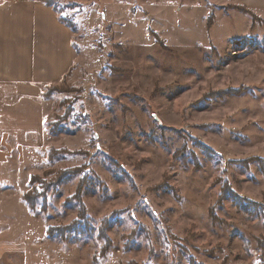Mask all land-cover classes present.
I'll list each match as a JSON object with an SVG mask.
<instances>
[{"label": "rangeland", "instance_id": "rangeland-1", "mask_svg": "<svg viewBox=\"0 0 264 264\" xmlns=\"http://www.w3.org/2000/svg\"><path fill=\"white\" fill-rule=\"evenodd\" d=\"M51 1L77 58L40 124L26 101L0 126V247L40 251L81 184L94 264H264L262 212L222 193L264 205V19L235 0ZM69 169L29 211L30 177Z\"/></svg>", "mask_w": 264, "mask_h": 264}, {"label": "crops", "instance_id": "crops-1", "mask_svg": "<svg viewBox=\"0 0 264 264\" xmlns=\"http://www.w3.org/2000/svg\"><path fill=\"white\" fill-rule=\"evenodd\" d=\"M235 1L264 19V0ZM74 35L58 21L51 7L39 1L0 0V126L12 122L5 116L15 109L27 112L30 107L26 101H30L35 114L39 112L40 124L47 112L37 97L46 86L59 83L73 67L77 58ZM16 98L20 104H13ZM46 238L41 239L38 252L22 247L16 252L11 244L1 246L0 264H16L15 256L21 259L20 264H94L86 252L78 251L79 244L63 248L61 243Z\"/></svg>", "mask_w": 264, "mask_h": 264}, {"label": "trees", "instance_id": "trees-1", "mask_svg": "<svg viewBox=\"0 0 264 264\" xmlns=\"http://www.w3.org/2000/svg\"><path fill=\"white\" fill-rule=\"evenodd\" d=\"M39 1L43 4H45L48 7H51L54 9L53 1L51 0H35ZM59 22L64 24L67 27H71L70 24H67L64 22L60 17L58 18ZM49 132L51 134H56L59 131L56 130V128L51 127L49 129ZM206 149V148H205ZM209 153L208 149H206ZM56 150L49 149L48 151V159L49 161H52L55 158ZM175 157L179 158L180 161H182L184 158L181 154H175ZM183 162V161H182ZM259 165H264V159H260L258 161ZM69 172H58L51 178L50 181L42 180L39 176H31L29 179V185L30 188L22 195V200L24 201L26 207L29 211L34 212L36 209V206L38 203H40V211L45 212L46 210V191L49 187H56V185L64 182L66 180V177L75 173V170H68ZM113 171V170H112ZM49 173V172H48ZM51 173V172H50ZM45 175H47V171L44 172ZM44 175V176H45ZM49 185V186H48ZM48 186V187H47ZM82 185L79 184L76 188L75 193L73 194V197H71L72 203L77 208V217L73 219L69 224L64 226H49L46 228L45 234L46 236L54 240L58 243H69V244H77L81 239L89 238L93 232L95 231L92 225L91 218L87 215V211L85 209L84 204L81 201V193L82 191ZM222 193L226 194L227 198H229L231 201H233L246 215H256L259 211L262 212L264 217V205L263 204H257L250 200H246L243 198H240L238 195L234 194L232 191H230L227 187V185L223 188ZM222 197L219 196V201L217 202V206L221 204ZM213 217L215 216L212 212ZM106 225V222L102 221L99 230L102 231L104 229V226ZM264 225V220H263ZM99 231V232H100ZM101 236L104 238V244L101 247L102 254L107 252L110 249V243L107 237L102 233ZM259 246H261L264 249V238H262L260 241L257 242Z\"/></svg>", "mask_w": 264, "mask_h": 264}, {"label": "water", "instance_id": "water-1", "mask_svg": "<svg viewBox=\"0 0 264 264\" xmlns=\"http://www.w3.org/2000/svg\"><path fill=\"white\" fill-rule=\"evenodd\" d=\"M156 118V117H155Z\"/></svg>", "mask_w": 264, "mask_h": 264}]
</instances>
